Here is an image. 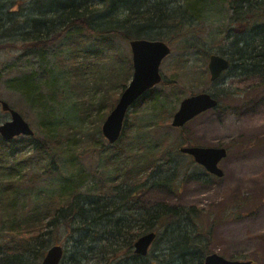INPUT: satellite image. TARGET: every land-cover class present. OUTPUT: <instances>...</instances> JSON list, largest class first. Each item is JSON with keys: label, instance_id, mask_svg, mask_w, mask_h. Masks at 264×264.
Instances as JSON below:
<instances>
[{"label": "rangeland", "instance_id": "374dc122", "mask_svg": "<svg viewBox=\"0 0 264 264\" xmlns=\"http://www.w3.org/2000/svg\"><path fill=\"white\" fill-rule=\"evenodd\" d=\"M55 1L0 0V100L27 121L34 132V141L43 140L44 131L41 127L47 126L42 120L43 111L28 106L18 93L9 89L12 83H7L20 73L40 75L47 70L48 76L55 78L61 92V98L54 102L49 122L53 129L60 127L65 131L61 146L63 154L51 152L43 156L45 161L41 163H38L40 158L31 153V147L22 142L24 137L15 138L11 145L8 144L11 151L2 150V166L7 169L0 171V183L8 178L21 183L22 189L17 190V198L19 204L26 208L38 199L46 201L61 198L62 202L68 200L79 206L81 203V213L68 211L66 203L63 206L67 211L65 215L75 218L72 226L79 229L76 228L79 222L94 214L90 204L101 202L109 206L108 212H111L114 204L119 202L118 195L138 185L135 180L132 185L130 182H121L122 172L119 169L128 163L127 154L136 153L140 145L150 153L157 151L159 145H164L160 150L167 148L170 157L166 161L157 160L154 167L148 169L141 180L145 184V193H135L137 195L133 202H128L124 210L136 216L137 212H151L163 206L193 208L202 214L197 218L200 227L193 222L182 225V234L190 237V241L199 234L201 237L195 239V245L200 247L207 244L211 254L224 259L264 264V81L256 76L258 74L254 70L257 68L252 65L228 67L217 83L209 80L207 69L210 55H219L226 60L233 53L238 55L240 47L230 42L233 37L251 41V28L230 24L232 13L227 4H217L206 8L201 13L200 21L185 28L178 38L164 41L171 53L159 67L162 83L147 91L145 100L139 99L131 106L125 116L119 141L110 146L102 136L103 123L98 127L93 122L91 116L94 117L95 112H90L92 110L86 99L93 103L94 98L98 97L93 76L107 77L108 70L118 68L120 61H131L130 40L110 36V41L103 43L90 29L82 30L80 26H73L45 52L40 53L27 41H19L25 38V33L26 37L28 33L33 34L34 27L48 33L62 29L63 21L57 18L59 14L56 15ZM71 1L80 8L104 11L109 0ZM166 2L172 8L182 6V0ZM122 14L116 11L102 18L86 16L84 19L89 24L106 25L109 20L123 21L127 15ZM261 17L259 23L264 28V16ZM161 32L167 36L171 33L168 30ZM185 44H196L198 47L186 48ZM72 45L80 57L77 60L80 68L90 69L83 73L86 80L82 84L77 83L79 89L66 85L72 78L71 67L76 62L70 63ZM201 93L214 97L219 108L197 116L183 130L172 128L170 122L180 102ZM105 110L102 108L97 116L106 114ZM108 115H105L106 118ZM7 121H10V115L0 109V123ZM126 129L127 134L124 136ZM188 146L225 148L227 157L218 165L223 171L222 178L208 175L201 166L195 164L192 157L179 152L180 148ZM9 152L11 157H7ZM116 158L119 163L115 162L113 166ZM26 160L30 163H24ZM103 186H106L104 190ZM0 204L3 205L2 202ZM130 206L132 209H129ZM4 211L5 208L0 207L2 254H6L8 249L12 250L15 241V236L9 232L12 221L3 219ZM119 218L124 217L118 214L103 218L94 227L95 232L111 235L115 232L114 224ZM18 219L15 218L16 222ZM58 221V226L42 237L43 241L48 242L45 243L47 247L44 252L52 245L62 246L67 253H64L61 264H74L71 262L76 246L74 242L80 237L77 234L71 237L70 227L60 219ZM168 227L155 225L153 232L157 238L150 246L144 264H178V257L169 255L170 247H173L178 237L169 238L168 234L176 226ZM195 228L198 231L191 233ZM96 243L93 244L95 247ZM116 257L120 259L119 264H133L131 259H125L126 255L118 253ZM40 260L37 264H40ZM191 264H194L193 260Z\"/></svg>", "mask_w": 264, "mask_h": 264}, {"label": "trees", "instance_id": "16d2710c", "mask_svg": "<svg viewBox=\"0 0 264 264\" xmlns=\"http://www.w3.org/2000/svg\"><path fill=\"white\" fill-rule=\"evenodd\" d=\"M225 3L228 6L229 12L232 13V22L230 24L249 26L251 34H253L251 41H244L240 38L237 40V37H233L230 44L237 45L240 48L238 55L235 56L233 53L228 56L229 67L233 68L239 64L242 67L255 66L257 69L254 72L258 74L256 76L261 81H264V28L262 27L263 24L259 23L260 18H262L261 16H264V0H182V6L178 8H172L166 0H109L104 7V11L89 7L80 8L75 6L71 0H56L54 4L55 11H57L56 15L59 14L57 16L58 20L60 22L63 21L62 29L48 33L47 31L42 32L43 30L39 31L34 27L36 31L34 30L33 34L28 33L26 37L25 33L23 36L26 39L22 38L19 41H27L30 43L29 46L32 45L33 48L39 49L41 53L45 52L46 48L60 39L63 33L69 32L73 26H80L82 30L90 29L94 33L93 35L96 34L103 43L110 41V36L119 37L124 41L143 38L149 41L169 42L170 39L178 38L177 36L183 33L185 28L193 26V24L200 21L201 13L206 8L210 9L217 4ZM101 11L102 15L100 14ZM116 11H121L122 15H127L123 21L116 19V21H107L106 25L98 23L93 25L84 19L86 16L102 18ZM162 30H168L171 33L167 36L166 33L161 32ZM237 46L236 48H238ZM185 47L193 49L194 47H198V45L185 44ZM75 51L72 45V51L70 52L72 55L70 59L72 60L70 63L74 64L75 60L76 62L71 67L72 78L66 82V85L79 89L80 86H77V83L82 84L86 80L83 73L90 71V69L88 67L86 69L80 68L77 61L80 57ZM116 58H119V56L116 55ZM85 59L89 58L85 57ZM120 62L121 64L118 68L108 70L107 77L100 78L97 75V78H95L93 76L95 85L97 86L95 91L98 92V97L94 98L93 103L88 99L86 101L89 102L88 107L92 110L90 112H95L94 117H91L98 127L105 121V115L115 107L114 105L118 101L120 93L127 87V83L132 76L131 61L125 59ZM72 68H74L73 72ZM48 74L47 70H44L43 74L40 75H35L32 72L20 73L17 78H13L7 83V85L12 83L8 86L9 89L18 93L28 106L31 108L37 107L43 111L42 120L43 123L45 122V126L47 125L44 128L41 127V130L44 131L43 140L34 141L33 138L24 137L22 141L25 146L31 147V153L34 156L40 158L38 163L44 162L43 156L46 157L51 152L59 155L63 154L61 146L62 136L65 134V131L60 127L53 129V125L49 122L51 117L50 112H52L55 106L54 102H57L61 98V92L56 85L55 78H50ZM204 74L205 72L203 71ZM147 95V93L144 94L140 98V101L145 100ZM102 108L106 109V114L98 117L97 115ZM218 108L219 105L215 109ZM183 129L181 128V130ZM123 134L124 136L127 134V129ZM12 141L5 142L0 137V171L3 168L7 169L2 166V150L7 149L11 151L12 148L8 144L11 145ZM162 146L164 145H159L157 151L150 153V151H145L147 148H143L140 145L136 153L133 155L131 153L127 154L129 158L128 163L123 159L122 161L127 164L119 169L122 172L121 182H130L132 185V181L135 180L138 182V185L129 190H124L121 195H118L121 200L119 199V202L114 204L115 206L111 209V212H108L109 206L101 204V202L90 204V208L93 206L94 214L91 218L86 217L84 220H81L76 227L79 229H75L72 226L74 225L72 222L75 218H69L68 214L65 215L67 211L63 206L66 203L65 206L69 207L68 211L74 210L81 213L83 211L81 203H79L80 206L74 205L66 200L64 196L65 202H62L61 198L59 200L48 199L46 201L38 199L35 204L26 208L24 205L19 204L17 198V190L22 189L21 183H17L18 181L12 182L13 178H8L2 184L0 183V191H2L0 193V202L3 203V205L0 204V207L5 208L3 219L8 222L12 221L9 232H12L11 234L15 236L12 250L8 249L9 252L7 251L6 254L0 252V264H37L45 255L46 252L44 250L47 247L45 243H48L43 241L42 237L49 235L58 226L59 219L64 225L70 227L71 237L76 234L80 237L79 240L74 242L76 246L71 258V262L74 264H81L83 261H85L84 264H119L120 262L118 261L120 259L116 257L118 253L126 255L125 259H131L133 264H144L147 256L137 257L134 255L132 246L139 236L153 232L155 225L158 224L169 226L168 229L176 226L173 228L175 230L172 231L171 229L170 234H168L169 238L178 237L175 239L173 247H170L169 255L178 257V264H191V260H193L194 264H203L204 258L211 254L208 251L207 244L200 245V247L195 245V239L201 237L199 234L195 235L192 241L189 240L190 237L182 234V225L193 222L200 227L197 218L202 216L201 212H197L193 208H167L163 206L151 212H137L136 216H134L124 210L128 202H133V198L137 195L135 193H140V195L145 193V189H143L145 184L141 180L144 178L143 175L148 173V169L154 167L157 160L162 159L166 161L170 157V151L167 148L160 150ZM11 156L12 154L9 152L7 157ZM113 161V166H115V162L119 163L117 158ZM25 162H28V160ZM42 175L46 176L45 174ZM105 187L103 186V190ZM130 208L132 209L131 206ZM118 214L124 218H119L114 224V233L107 235V233L101 234L100 232H95L96 228L94 227L99 225L103 218L108 219L109 216L114 217V215ZM16 217L19 218L17 222L15 220ZM47 219L48 222H46ZM194 231L197 232L198 228L193 229L191 233H194ZM98 238L100 239L98 240ZM94 242H98L96 243L97 247L93 245ZM64 253L66 254L67 252L65 251ZM111 258H113L111 260L113 262L110 261Z\"/></svg>", "mask_w": 264, "mask_h": 264}, {"label": "water", "instance_id": "95a60500", "mask_svg": "<svg viewBox=\"0 0 264 264\" xmlns=\"http://www.w3.org/2000/svg\"><path fill=\"white\" fill-rule=\"evenodd\" d=\"M129 48L131 50L132 76L127 87L120 93L115 107L109 112L101 126L102 136L110 146L119 141L125 116L131 106L147 91L161 83L159 67L163 59L171 53V49L164 41H149L142 38L130 40ZM208 58L209 80L216 82L224 72L228 71L230 62L219 55H210ZM217 106L218 102L208 93L186 97L180 102L170 125L174 129L183 128L197 116L208 112V110H213ZM0 109L10 115V121L0 123V137L3 141L11 142L12 139L18 137H34V132L29 124L17 111L10 109L9 105L2 100H0ZM179 152L192 157L195 164L201 166L208 175L218 179L222 178L223 171L218 165L221 160L227 157L225 148L188 146L180 148ZM156 238L154 232L139 236L132 246L134 255L146 257ZM45 252L40 264H61L65 251L62 246L52 245ZM203 264H251V262L232 261L217 254H209L204 258Z\"/></svg>", "mask_w": 264, "mask_h": 264}]
</instances>
